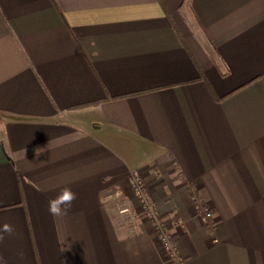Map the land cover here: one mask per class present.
Masks as SVG:
<instances>
[{
    "label": "crops",
    "instance_id": "0c3cea01",
    "mask_svg": "<svg viewBox=\"0 0 264 264\" xmlns=\"http://www.w3.org/2000/svg\"><path fill=\"white\" fill-rule=\"evenodd\" d=\"M135 170L180 264H264V0H0V257L171 264Z\"/></svg>",
    "mask_w": 264,
    "mask_h": 264
},
{
    "label": "built area",
    "instance_id": "2783aa9c",
    "mask_svg": "<svg viewBox=\"0 0 264 264\" xmlns=\"http://www.w3.org/2000/svg\"><path fill=\"white\" fill-rule=\"evenodd\" d=\"M129 185L131 188L132 197L137 204V208L124 207L117 210V215L120 220L126 222L132 231L138 229V222L143 219L147 221L150 229L155 233V237L159 240L160 245L166 252L167 257L170 259L171 264H180L177 259L175 249L171 244L170 236L166 227L159 221L158 212L155 211L154 204L150 198V193L146 185H144L143 177L140 171L130 172ZM192 203L195 213L200 217L201 222L209 225L211 224L212 214L207 207L195 196L192 195ZM217 242L216 239L213 240Z\"/></svg>",
    "mask_w": 264,
    "mask_h": 264
},
{
    "label": "clouds",
    "instance_id": "9594fccd",
    "mask_svg": "<svg viewBox=\"0 0 264 264\" xmlns=\"http://www.w3.org/2000/svg\"><path fill=\"white\" fill-rule=\"evenodd\" d=\"M76 198V194L71 189L65 188L55 199L49 201V214L53 217L67 216ZM12 231L13 229L10 226L5 225L4 232L11 234ZM3 239V234H0V241H3ZM0 264H7V261L0 257Z\"/></svg>",
    "mask_w": 264,
    "mask_h": 264
},
{
    "label": "rangeland",
    "instance_id": "374dc122",
    "mask_svg": "<svg viewBox=\"0 0 264 264\" xmlns=\"http://www.w3.org/2000/svg\"><path fill=\"white\" fill-rule=\"evenodd\" d=\"M144 183H145V181H144ZM144 185H146V183L144 184ZM146 187H147V185H146ZM147 189H148V187H147ZM149 192V191H148ZM124 207H130V206H120L119 208H124ZM135 208H137V204L134 206ZM132 208V207H131ZM119 210V209H118Z\"/></svg>",
    "mask_w": 264,
    "mask_h": 264
}]
</instances>
